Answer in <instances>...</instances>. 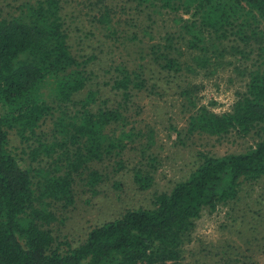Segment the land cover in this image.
Listing matches in <instances>:
<instances>
[{
    "label": "trees",
    "instance_id": "obj_1",
    "mask_svg": "<svg viewBox=\"0 0 264 264\" xmlns=\"http://www.w3.org/2000/svg\"><path fill=\"white\" fill-rule=\"evenodd\" d=\"M133 1L142 11L165 10L179 17V31L148 49L152 66L173 78L222 67L224 42L232 37L246 45L255 41L264 60V0ZM17 10L14 17L0 13V264H179L203 212L237 200L245 183L264 178V64L248 72L246 91L222 114L198 107L193 89L178 85L193 111L186 134L254 136L253 147L221 157L201 153L188 179L155 196L152 208L128 210L93 229L79 247L63 252L48 228L57 219L56 206L75 204L77 176L90 171V164L122 158L133 140L132 130L124 129L129 122L126 113L133 92L147 88V66L142 65L140 74L119 67L112 86L122 95L117 105L100 101L90 89L77 99L92 77L72 52L62 1L37 0ZM97 17L108 28L111 7L106 5ZM51 82L53 100L43 92ZM55 112V133L62 138L32 152V161L41 153L54 159L49 170L37 169L33 178L8 150L9 131L16 130L24 140L37 137V128ZM155 162L151 158L150 169L135 171L140 191L153 187ZM103 180L97 171L88 172L85 179L92 189Z\"/></svg>",
    "mask_w": 264,
    "mask_h": 264
},
{
    "label": "rangeland",
    "instance_id": "obj_2",
    "mask_svg": "<svg viewBox=\"0 0 264 264\" xmlns=\"http://www.w3.org/2000/svg\"><path fill=\"white\" fill-rule=\"evenodd\" d=\"M36 1L0 0V13L3 17H14L19 14V6ZM61 1L72 52L92 77L89 87L77 99L85 97L90 89L98 93L100 101L117 105L122 95L112 90V86L119 67L126 66L140 74L142 65L147 66V70L143 69L147 88L133 92L126 113L129 122L124 129L132 130L133 140L122 158L90 164V171L77 176L75 204L68 208L58 204L55 208L57 219L48 228L56 239L55 246L65 252L79 247L93 229L121 218L128 210L152 208L155 196L169 193L178 182L188 179L200 164L201 153L221 157L244 153L253 147L254 136L186 134L193 111H189V103L179 94L178 85L193 89L192 100L198 107L207 106L222 114L230 111L246 91L248 72L262 66L264 60L260 59L255 41L246 45L238 37H232L224 42L227 48L222 50V67L173 78L152 66L148 49L162 42L167 34L179 31L177 14L142 11L133 0ZM106 5L113 15L108 28L97 21ZM53 82L43 89L49 100H53ZM58 116L55 112L54 117L44 121L36 130L37 137L28 135L24 140L16 130L9 131L8 150L33 178L37 169L47 171L52 166L54 159L43 153L38 161H32V152L41 144L51 146L62 138L55 133ZM151 158L156 160L155 182L151 189L140 191L134 173L150 169ZM91 171L104 178L94 189L86 186L85 181ZM184 250L179 264H264V178L245 183L237 200L220 205L214 212L204 211Z\"/></svg>",
    "mask_w": 264,
    "mask_h": 264
}]
</instances>
